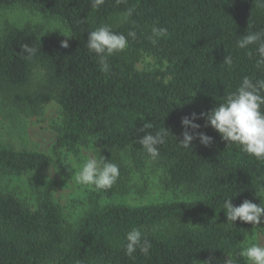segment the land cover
<instances>
[{"label": "trees", "instance_id": "1", "mask_svg": "<svg viewBox=\"0 0 264 264\" xmlns=\"http://www.w3.org/2000/svg\"><path fill=\"white\" fill-rule=\"evenodd\" d=\"M34 7L58 18L62 35H40L30 27L10 26L0 37V99L19 109L39 112L52 100L62 108V122L51 153L0 148V172L23 174L55 163L54 155L79 154L91 139H103L105 159L119 166L117 182L108 190L93 189L91 206L76 226L67 222L50 193L31 209L13 192L0 190V264H210L230 256L237 264L244 235L252 225L227 224L224 201L239 206L264 195V161L227 144L211 127L200 131L213 137L205 147L194 140L184 149L181 118L207 112L236 91L244 76L264 79L257 67V45L237 47V40L264 30V0H0V8ZM134 9L125 20L127 9ZM102 25L124 33L134 30L127 48L111 57L104 73L98 57L87 48V35ZM164 27L166 38L151 43V29ZM65 36V37H64ZM70 37V38H66ZM68 39L69 47L60 42ZM22 44L36 49L25 59ZM251 51V56H249ZM143 53L165 68L140 70ZM231 55V66L222 64ZM41 66L46 81L31 90L33 70ZM145 121L153 134L169 131L151 160L136 143ZM177 140H176V138ZM128 155L136 169L151 163L163 168L166 183L199 195L191 200L139 206L103 204L128 189ZM101 157V156H100ZM140 228L152 248L149 255L125 254V236Z\"/></svg>", "mask_w": 264, "mask_h": 264}, {"label": "rangeland", "instance_id": "2", "mask_svg": "<svg viewBox=\"0 0 264 264\" xmlns=\"http://www.w3.org/2000/svg\"><path fill=\"white\" fill-rule=\"evenodd\" d=\"M10 26L30 27L40 35H62L67 32V28L58 18L24 5L0 8V37ZM136 66L140 70L165 68V64L161 65L155 57L147 53H143ZM45 81V70L36 65L30 89L39 88ZM61 122L62 108L55 100L44 104L39 112H34L28 108L13 107L0 99V148L37 150L53 154L52 148ZM105 148L103 139L94 137L87 146L81 148L79 154L69 152L54 155L55 163L48 168L23 174L0 172V190L13 192L33 210L38 207L43 195L50 193L61 207L67 222L76 226L90 208V193L95 189L77 183L76 174L87 155L100 158ZM124 159L129 169L128 190L118 192L111 198L102 199L103 204L121 203L139 206L199 197L185 187L169 186L163 168L149 163L138 170L128 155H125ZM262 198L264 195L259 197L257 204ZM252 243L264 245V223L257 227L252 226L244 235L241 247ZM210 264L237 263L228 256L223 263L214 259Z\"/></svg>", "mask_w": 264, "mask_h": 264}, {"label": "clouds", "instance_id": "3", "mask_svg": "<svg viewBox=\"0 0 264 264\" xmlns=\"http://www.w3.org/2000/svg\"><path fill=\"white\" fill-rule=\"evenodd\" d=\"M104 2L105 0H92V7L99 9ZM119 2L121 0H118ZM133 11L134 9H127L124 13V19L127 20ZM151 33L149 40L155 45L160 39L167 37L168 30L164 27L154 26ZM136 37L137 33L134 30L128 31L125 35L113 31L110 25H102L88 33L86 46L90 53H94L98 57L102 71L109 73L108 57L124 51L128 46L129 38L136 39ZM236 44L240 49H249L251 45H257L258 59L256 64L257 67L264 68V30L242 35ZM60 46L68 48V39L62 40ZM20 47L19 54H22L25 59L36 54V49L29 44H22ZM248 54L251 56V51ZM232 63L231 55H226L222 64L231 66ZM199 119L205 121L203 127L214 129L221 140L226 141L228 145L235 144L249 156L264 161V79L253 80L244 76L236 91L228 94L219 105L207 112L199 114L193 112L182 117L183 132L181 135L183 138L178 142L180 147L192 150L193 141L197 139L205 147L213 143V137L200 131L202 126L196 123ZM152 127L151 121H145L143 127L139 128V132L145 134L136 140V143H139L142 150L154 161L159 157V146L166 142L169 131L164 128L153 134L149 131ZM119 175L120 170L116 163L105 159L102 155L100 158L95 155H87L75 179L77 183L93 187L99 191L112 188ZM223 210L227 224L232 226L237 220L251 224L253 227L264 223V198L260 200L259 204L245 199L239 206H235L230 197L224 201ZM125 241L124 248L127 256L133 257L137 251L146 256L150 254L152 244L144 237L140 228H132L128 231ZM238 255L244 259L245 264H264V245L252 243L243 246L239 249Z\"/></svg>", "mask_w": 264, "mask_h": 264}]
</instances>
